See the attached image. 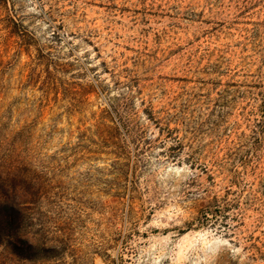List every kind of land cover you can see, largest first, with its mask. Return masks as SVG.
Returning a JSON list of instances; mask_svg holds the SVG:
<instances>
[{"label":"rangeland","instance_id":"obj_1","mask_svg":"<svg viewBox=\"0 0 264 264\" xmlns=\"http://www.w3.org/2000/svg\"><path fill=\"white\" fill-rule=\"evenodd\" d=\"M0 159V264H264V0H0Z\"/></svg>","mask_w":264,"mask_h":264},{"label":"trees","instance_id":"obj_2","mask_svg":"<svg viewBox=\"0 0 264 264\" xmlns=\"http://www.w3.org/2000/svg\"><path fill=\"white\" fill-rule=\"evenodd\" d=\"M32 183L27 169L17 161L0 159V245L8 252L19 250L29 235Z\"/></svg>","mask_w":264,"mask_h":264}]
</instances>
